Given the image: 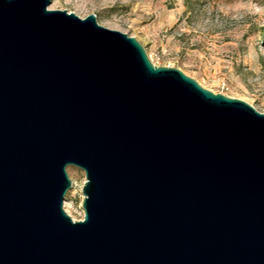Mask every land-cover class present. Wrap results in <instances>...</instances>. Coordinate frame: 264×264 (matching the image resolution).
I'll list each match as a JSON object with an SVG mask.
<instances>
[{
  "label": "water",
  "instance_id": "1",
  "mask_svg": "<svg viewBox=\"0 0 264 264\" xmlns=\"http://www.w3.org/2000/svg\"><path fill=\"white\" fill-rule=\"evenodd\" d=\"M52 2L0 0V264H264V112Z\"/></svg>",
  "mask_w": 264,
  "mask_h": 264
},
{
  "label": "rangeland",
  "instance_id": "2",
  "mask_svg": "<svg viewBox=\"0 0 264 264\" xmlns=\"http://www.w3.org/2000/svg\"><path fill=\"white\" fill-rule=\"evenodd\" d=\"M49 8L95 13L99 24L135 37L156 65L264 112V0H53ZM68 172L67 212L80 220L86 175Z\"/></svg>",
  "mask_w": 264,
  "mask_h": 264
},
{
  "label": "built area",
  "instance_id": "3",
  "mask_svg": "<svg viewBox=\"0 0 264 264\" xmlns=\"http://www.w3.org/2000/svg\"><path fill=\"white\" fill-rule=\"evenodd\" d=\"M67 205H68V200L65 201V209H66V211H68V210H67ZM82 219H83V218H82Z\"/></svg>",
  "mask_w": 264,
  "mask_h": 264
}]
</instances>
